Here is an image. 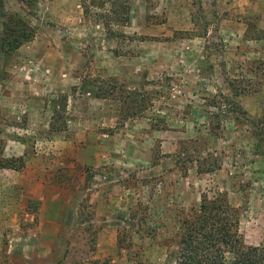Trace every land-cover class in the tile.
I'll return each instance as SVG.
<instances>
[{"label":"rangeland","instance_id":"rangeland-1","mask_svg":"<svg viewBox=\"0 0 264 264\" xmlns=\"http://www.w3.org/2000/svg\"><path fill=\"white\" fill-rule=\"evenodd\" d=\"M69 92L104 99L110 162L65 160ZM260 119L264 0H0V264H175L204 193L261 245Z\"/></svg>","mask_w":264,"mask_h":264},{"label":"trees","instance_id":"trees-1","mask_svg":"<svg viewBox=\"0 0 264 264\" xmlns=\"http://www.w3.org/2000/svg\"><path fill=\"white\" fill-rule=\"evenodd\" d=\"M256 124L262 132L258 139L264 142L263 119ZM213 164V168H221L220 162ZM177 221L169 254L175 264H228L229 253L230 264H264V237L261 245H246L227 193L212 197L204 193L199 206L181 210Z\"/></svg>","mask_w":264,"mask_h":264},{"label":"crops","instance_id":"crops-1","mask_svg":"<svg viewBox=\"0 0 264 264\" xmlns=\"http://www.w3.org/2000/svg\"><path fill=\"white\" fill-rule=\"evenodd\" d=\"M87 96L89 97L88 105L84 107L78 104L77 93L69 92L63 96L65 100L62 105V112L65 114L66 126L57 136L64 147L62 153L66 161L69 158H78L82 162L87 161L88 164L110 162L113 159L111 152L114 150L111 143L117 139L118 133L114 131V134H108L93 130V127H100L101 124L107 123L106 115L110 111L104 99L93 96L91 92ZM49 112H52L51 107L46 109L45 116ZM35 113L43 117L44 112L40 113L35 110ZM112 118H117L114 110H112ZM49 119L48 122L44 123V126L50 128L52 118ZM39 128H41L40 125L35 131H39Z\"/></svg>","mask_w":264,"mask_h":264}]
</instances>
